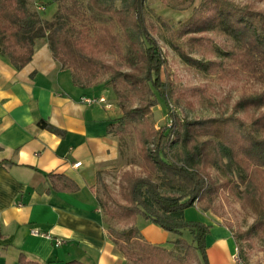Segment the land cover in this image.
Segmentation results:
<instances>
[{
  "label": "trees",
  "instance_id": "trees-1",
  "mask_svg": "<svg viewBox=\"0 0 264 264\" xmlns=\"http://www.w3.org/2000/svg\"><path fill=\"white\" fill-rule=\"evenodd\" d=\"M49 3L57 6L53 22L33 11L29 0H0V55L21 69L32 60L37 41L46 38L53 57L72 69L75 85L97 91L89 96H110L111 92L122 100V114L115 118L111 130L122 137L132 127L146 164V175L126 172L121 177L125 204L112 201L130 224L124 230L108 229L126 264H190L194 257L209 264L206 238L210 225L186 219L185 210L198 201L201 211H210L223 190L236 194L255 215L248 229L234 236L252 243L255 234L264 233V91L242 95L232 103L228 115L189 119L171 113L170 124L156 129L151 116L159 97L169 104H178V98L162 79L165 58L146 23V0ZM189 4L193 6L195 0H189ZM91 27L94 40L86 38ZM115 27L120 33L113 31ZM182 33L191 49L215 41L216 33L228 35L235 44L224 48L222 54L230 60L231 73L243 72L264 80V12L252 4L200 0L178 32ZM174 39L172 34V47L188 64L204 71H228L222 60L196 58ZM109 47L118 58L106 62L98 53ZM39 125L63 133L44 120ZM214 170L220 176H215ZM46 177L47 192H77L81 188L63 173L50 172ZM163 187L171 192H163ZM99 204L102 210L111 212L100 200ZM138 216L177 234L170 241L172 247L147 241L137 224ZM186 233L192 235V242L184 236ZM19 264L42 263L21 254ZM65 264L84 263L73 260Z\"/></svg>",
  "mask_w": 264,
  "mask_h": 264
},
{
  "label": "crops",
  "instance_id": "crops-1",
  "mask_svg": "<svg viewBox=\"0 0 264 264\" xmlns=\"http://www.w3.org/2000/svg\"><path fill=\"white\" fill-rule=\"evenodd\" d=\"M32 10L45 19L43 10ZM94 93L75 85L72 69L53 57L46 38L37 41L32 60L21 69L0 55V264H19L21 254L42 264L127 263L108 233L96 190L99 170L121 158L111 130L116 115L113 108L82 101ZM42 120L63 133L42 128ZM50 172L71 177L80 190L47 192ZM204 215L210 225L208 263L238 264L231 228L209 212ZM137 224L153 244L176 239L143 216ZM34 228L51 237L32 234Z\"/></svg>",
  "mask_w": 264,
  "mask_h": 264
},
{
  "label": "rangeland",
  "instance_id": "rangeland-1",
  "mask_svg": "<svg viewBox=\"0 0 264 264\" xmlns=\"http://www.w3.org/2000/svg\"><path fill=\"white\" fill-rule=\"evenodd\" d=\"M231 1L239 5L252 4L256 9L264 12V0ZM199 3L200 0H195V4L191 6L189 0H146V23L158 40L165 58L162 79L169 86H172L178 98V104H169L159 97L160 102L152 109L151 116V122L156 129L170 124L171 113L189 119L228 115L231 112L232 103L242 95L264 91V80H258L243 72L231 73L229 69L230 60L224 58L222 54L224 48H230L235 44V40L228 35L216 33L215 41L205 42L191 49L190 44L185 40V34H178L179 31H182L186 20L192 16L194 6ZM35 7L37 10L39 7L44 8L43 11H40L41 14H45L44 20L54 21V15L47 18L54 11V4L49 3V0H36V6L32 0V9H35ZM76 24L78 27L80 26L79 21ZM113 31L115 33L119 31L120 33L118 27H115ZM171 33L174 34V40L179 42L192 56L199 59H220L228 71L223 72L222 69L204 71L188 64L181 57L180 51L172 47L170 43ZM94 34V28L91 27L86 38L94 40ZM123 51L126 53L127 45H125ZM98 56L106 62L118 58L111 47L107 50L104 48L98 53ZM107 76V74L104 75L102 79L105 80ZM104 94L112 104L116 117H119L122 114L120 107L122 100L115 97L111 92L110 96L113 95L112 97L108 93ZM129 131L122 137L116 135L119 139L118 147L121 158L111 166L99 170L96 178L98 198L111 210L110 213L103 210L107 229L124 230L130 225L121 217L120 209H117L118 205L112 202L114 200L120 204H125L121 189V177L126 172L141 176L146 175V164H144V157L139 149L136 133L132 127H129ZM213 173L215 176H220L216 170ZM156 181L160 182L159 178H156ZM162 191L165 193L171 192L167 187H163ZM207 212L220 222L228 225L236 235L247 230L255 218L252 209L245 206L242 200L229 190H223L214 202L213 208ZM205 216L208 215H204V212L200 211V202L198 201L186 212V219L188 220L203 222L207 218ZM171 234L174 238L177 237V234ZM184 236L189 242H192L190 233H186ZM235 238L240 260L243 264H264V233L255 234L252 237V243L243 240L242 237ZM163 247L170 249L172 244L167 242ZM190 264H202V260L200 262L198 257H194Z\"/></svg>",
  "mask_w": 264,
  "mask_h": 264
},
{
  "label": "built area",
  "instance_id": "built-area-1",
  "mask_svg": "<svg viewBox=\"0 0 264 264\" xmlns=\"http://www.w3.org/2000/svg\"><path fill=\"white\" fill-rule=\"evenodd\" d=\"M40 10L44 9L43 7H39ZM82 101L88 105H93V104H102L105 105L108 108H112V104L108 100L107 96L105 94H100L98 96H84L82 97ZM76 165H80V162L76 163ZM32 234L37 235V236H46V237H51L49 233L42 232L41 230H38L36 228L32 229ZM63 243L62 240H57L56 244L61 245ZM234 259L237 261L238 264H243L240 260L239 256V249L238 247L236 248V252L234 254Z\"/></svg>",
  "mask_w": 264,
  "mask_h": 264
}]
</instances>
